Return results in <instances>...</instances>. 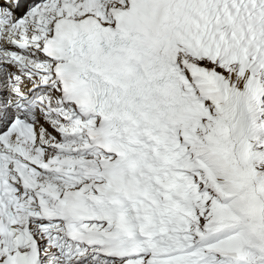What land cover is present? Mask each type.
<instances>
[{
	"label": "snow or ice",
	"instance_id": "obj_1",
	"mask_svg": "<svg viewBox=\"0 0 264 264\" xmlns=\"http://www.w3.org/2000/svg\"><path fill=\"white\" fill-rule=\"evenodd\" d=\"M0 264H264V0H0Z\"/></svg>",
	"mask_w": 264,
	"mask_h": 264
}]
</instances>
